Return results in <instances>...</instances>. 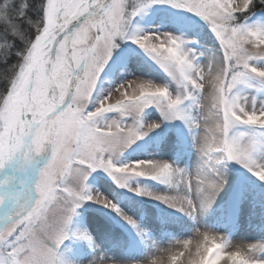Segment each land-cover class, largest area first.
Wrapping results in <instances>:
<instances>
[{"label":"snow or ice","instance_id":"obj_1","mask_svg":"<svg viewBox=\"0 0 264 264\" xmlns=\"http://www.w3.org/2000/svg\"><path fill=\"white\" fill-rule=\"evenodd\" d=\"M153 14L179 27L142 23ZM158 130V148L126 155ZM94 173L179 216L129 215ZM85 205L147 251L106 255L77 220ZM254 213L264 221V0H0V264H191L207 240L220 264H264V239L220 230ZM70 240L92 251L72 261Z\"/></svg>","mask_w":264,"mask_h":264},{"label":"rangeland","instance_id":"obj_2","mask_svg":"<svg viewBox=\"0 0 264 264\" xmlns=\"http://www.w3.org/2000/svg\"><path fill=\"white\" fill-rule=\"evenodd\" d=\"M142 23H144L145 25L160 24V26L163 27L166 24V21H165V19L163 18L162 15L153 14V15L147 17L144 21H142ZM170 27H176V26H174L173 24H170ZM178 27H179V25H178ZM138 55H139L138 51L135 50L134 48H132V49L125 50V52L122 53L121 56L118 57V59H127L128 57H137ZM140 67L141 66L139 64L131 65V68L133 70H137V71H139ZM120 74L123 75V73H120ZM112 78H113V73L111 71H109L108 79H112ZM161 135H163V133L158 130L157 133L154 134V136H150L149 138H146L143 142H140V144L138 146H133V148H131L126 153V155L129 158H132V155L134 153L135 154L138 153L141 149H148V147L150 148L151 146L154 147L155 149L158 148V143L153 142V141L156 140V138H159ZM168 151H167V153H168ZM192 159H193V161L195 160V154L194 153H193ZM89 182L93 185V187L99 189L102 192H104V190H101L100 186L108 187V188H115L117 190V193H115L114 199L120 205V207L122 209H124L129 215L135 214L136 217L138 218V217H140L139 214H141V217H140L141 220L145 219V217L143 218V216L146 213L149 214L153 219L157 215V213H155L154 210H152V208H150V207L147 208V207L142 206L137 195H135L134 193L130 192L127 189L119 188L110 179H107V178L97 179L96 178V174L94 173L93 177H90V181ZM243 183L247 184L249 189L253 193H257V192H259L261 190L260 186L255 184V183H253L252 181H249V180L245 179V180H243ZM227 196H228V193L222 194V198H227ZM89 204H91V202H89ZM139 205H141V210L137 208ZM100 209H101V206H99V205H93L91 207H89L88 205H85L84 207H82L81 209L78 210L79 211V216L77 217V220L80 223H82L84 226H86L88 223L91 222V218L96 219L100 223L103 222L107 226L106 227L107 230L114 229L117 233H119L121 236L124 237V240L125 239H127V240H131V239L136 240L137 236L130 229V227L119 226L118 224H116L114 222V220H112V218H113L112 215H114L115 217L117 216L115 213H113L111 210H106V209L103 210V211H100ZM160 215H163V214H160ZM164 215L166 217H173L174 216V215H171V214H168V213H166ZM175 217H177V216H175ZM251 218H260V215H259V213L250 214V219ZM172 223L174 225H176V226H179L181 224L179 219H174L172 221ZM101 233L102 232L99 229V230L96 231V234H95L96 235L95 240L100 245H101V238L103 237L101 235ZM109 243H111V242L109 241ZM86 244H88L87 241H83V240H79V241H71L70 240V241H67L66 245L68 246L67 247V256H68V258L70 259V257H72L73 255H75L77 253V250L80 247H83ZM124 245H127V244L123 243L122 245L114 246L112 248L113 257L122 255V252H124V249H125ZM138 246H139V244H136V246L132 247L134 253H137Z\"/></svg>","mask_w":264,"mask_h":264},{"label":"bare ground","instance_id":"obj_3","mask_svg":"<svg viewBox=\"0 0 264 264\" xmlns=\"http://www.w3.org/2000/svg\"><path fill=\"white\" fill-rule=\"evenodd\" d=\"M174 26L178 27V24L172 23ZM160 25V24H159ZM153 142L159 143L158 138H156V140H154ZM174 146L173 145H169V151L167 153L168 156L171 157H175V152L173 150H171ZM155 149L154 147H148V149H141L138 153H134L132 155V158L136 157V156H143L146 155L149 151ZM160 187V186H157ZM101 190H104V192L106 193V195H108L110 198H114L115 197V193H117V190L115 188H108V187H103L100 186ZM131 192V191H130ZM133 193V192H132ZM135 195H137L136 193H134ZM138 196V195H137ZM138 199L141 202V205L144 207H150L152 208V210H154L155 213H157V215L163 214L162 216H165L164 214L168 213L174 216H179V214L173 213L172 210L167 209L166 206H164L163 204H161L158 201H151L146 197H140L138 196ZM141 205H139L137 208L141 210ZM108 210V209H106ZM113 218L112 220H114V222L116 224H118L119 226H124V227H130L127 226L125 222L122 221V219L119 216H114L112 215ZM139 216L141 217V214H139ZM143 216V215H142ZM140 217H138L140 219ZM145 217V215L143 216V218ZM166 217V216H165ZM238 216H236L235 218L231 219L230 223H225L224 225H222L220 227L221 231H226L229 233L230 236H232L233 238H237V239H244V240H256V239H262L260 236V234H264V221H261L260 218H251L250 219V215L245 216L243 219H237ZM146 218V217H145ZM190 225L189 221H185L183 224L184 228H187ZM86 227H88V230L90 232H92L93 238L95 240L96 238V231L97 230H101V251H103L106 255L108 256H112L113 257V250L112 248L114 246H112V243H109V241L107 240V238H105L104 233L105 231H107V228H102L100 226V222L97 221L96 219L91 218V222L88 223L86 225ZM182 227V225L180 224L179 226L174 225L173 223L171 224V228L169 229V231L162 233L161 236L163 238H167L170 235L176 234V230L180 229ZM151 233V229L148 230ZM124 243H126L127 245L125 246L124 252H122L121 256L126 255L128 258H139L143 253H145L147 251V242L144 240H141L140 237L137 236L136 240H124ZM136 244H139L138 246V251L137 253L133 252V246H136ZM85 251H92V246H89L88 244L84 245L83 247H80L77 250V253L75 255H73L72 257H70V260L72 261H79L81 259L82 254ZM118 251V250H117ZM116 255V254H115ZM115 257H119V256H115ZM114 257V258H115Z\"/></svg>","mask_w":264,"mask_h":264},{"label":"clouds","instance_id":"obj_4","mask_svg":"<svg viewBox=\"0 0 264 264\" xmlns=\"http://www.w3.org/2000/svg\"><path fill=\"white\" fill-rule=\"evenodd\" d=\"M217 248L218 245L213 241H204L198 248H195L191 264H220V253ZM233 260L234 264H240L238 258L233 257Z\"/></svg>","mask_w":264,"mask_h":264}]
</instances>
